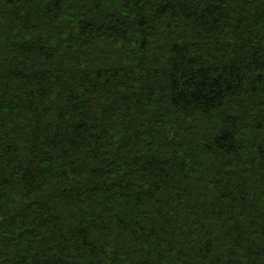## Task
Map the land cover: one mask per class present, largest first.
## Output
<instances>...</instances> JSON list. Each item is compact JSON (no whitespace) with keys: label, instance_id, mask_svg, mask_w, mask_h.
<instances>
[{"label":"trees","instance_id":"trees-1","mask_svg":"<svg viewBox=\"0 0 264 264\" xmlns=\"http://www.w3.org/2000/svg\"><path fill=\"white\" fill-rule=\"evenodd\" d=\"M0 264H264V0H0Z\"/></svg>","mask_w":264,"mask_h":264}]
</instances>
